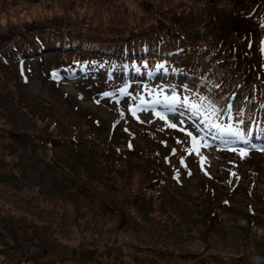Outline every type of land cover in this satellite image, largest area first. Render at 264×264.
Listing matches in <instances>:
<instances>
[{"label":"rangeland","instance_id":"1","mask_svg":"<svg viewBox=\"0 0 264 264\" xmlns=\"http://www.w3.org/2000/svg\"><path fill=\"white\" fill-rule=\"evenodd\" d=\"M142 1H153L154 5L161 3V0H0V11L6 8L0 12V20L4 18L3 12L9 17L11 10L18 20L25 13L26 19L50 14L65 25L59 28L69 31L80 28L91 35L94 22L85 19L116 20L122 10L138 12ZM106 3L109 9L105 10L102 7ZM59 9L65 10L64 13L58 12ZM199 10L183 16L174 28V35H183L180 41L185 46L192 47L191 41L200 40L198 44L208 41L216 43L218 48L207 51L198 47L191 51L186 46L188 52L174 61L175 70L171 72L127 73L125 58L120 73L109 72L97 63L82 67L63 47L49 45H44L42 50L35 48L31 56H5L0 62L2 106L14 119L10 124L13 134H5L10 141L0 140L4 150L0 159V193L10 196L11 188L20 187L17 192L13 189V193L21 195L20 198L12 195L10 201H0L1 264L5 256L10 255L12 264H32V261L41 264H264L261 251L264 148H255V142L247 139L231 147L228 136L206 129L185 107L178 104L175 111H170V106L164 103V97L170 98L173 93L181 103L186 96L190 102L197 101L200 92L203 96L209 95V99L213 94L225 96L221 90L225 78L220 82V89L214 81L215 73L222 74L230 67L240 66L243 72H235V77L249 81L250 75L262 72V57L257 56L253 42L263 33L253 18L259 17L264 24V0L256 8V14L237 22L246 34L233 31L237 43L232 45L233 50L219 48L226 42L225 37L209 34ZM258 79L261 81L259 91L264 96L262 74ZM161 81L168 83L163 86ZM143 83L156 84V88L152 90ZM256 89L239 88L227 100L243 114L241 118L245 113L244 124L253 133L258 130V123L264 124V108L259 107V111L254 105L257 103L252 102L259 92ZM38 108L49 109L45 113L52 114L58 125L52 129L43 125L36 119ZM250 112L254 114L248 118ZM156 113L177 127L169 128ZM181 119L183 124H180ZM62 120L91 127V136L88 137V130L84 129L76 140L54 141L49 152L43 142L56 136L54 131L68 138L62 131L65 127ZM224 120H229L227 115ZM186 132L197 138L195 145ZM121 139V148L112 151L120 154V163L126 161L120 168L158 164L145 151L159 150L178 171L172 173L158 165L159 174L164 176L160 181L166 185L156 190L157 195H150L149 200H134L132 204L127 201L128 205L125 201L107 202L117 205L112 212L101 200L110 194L103 192L105 186L116 187L110 194L112 199L120 198L129 186L121 185L114 178L104 181L101 168L107 165V160L103 161L95 153L111 151L109 146L118 144ZM239 147L247 150L243 157ZM79 168L90 170L93 175L84 173L76 178L68 172ZM64 177H69L75 191L78 189L73 192L80 194H68V190H64ZM136 178L132 179L134 183ZM99 186L103 191L96 193ZM208 210L217 213V218L214 226L211 221L203 229L200 219L203 211ZM87 213L95 215L104 225L101 240L90 235L81 224L84 220L81 216ZM120 226L128 228L118 230ZM244 230L248 237L243 235ZM237 235L240 246L229 256L228 249L221 243ZM113 240H117L115 248L107 250ZM114 251L122 252L119 258L111 255L116 253Z\"/></svg>","mask_w":264,"mask_h":264},{"label":"trees","instance_id":"2","mask_svg":"<svg viewBox=\"0 0 264 264\" xmlns=\"http://www.w3.org/2000/svg\"><path fill=\"white\" fill-rule=\"evenodd\" d=\"M160 2L161 3L154 5L153 1H142L140 2V10L138 12L135 10H122L121 14L123 15L118 14L116 20H109L113 22H109L108 19H85L94 22L90 30V32L92 33L91 35L85 34L80 30V28L73 29V31H69L65 28H59L60 25H65L60 23L58 19H55L50 14L44 15L39 19L30 17L29 19H26L27 13H25L24 16L20 20H18L14 11L11 10V14L9 17H5L4 14L6 12H3L2 16L4 18L0 20V62L5 60V56H9L11 58H17L23 55L31 56L34 54L35 48L38 50H42L44 45H49L54 48H58L60 46L63 47L65 49L64 51H66L65 53L67 55L75 57L77 59V62L79 61L82 67H85L88 63L92 65L97 63L99 67L102 66V68H105V70L109 72L120 73L123 71L122 61L125 58L128 68L127 73L129 71L132 73L146 71L151 74L157 72H171L173 69L175 70L174 61L181 59V57H183L184 54L188 52V48H190L191 51L198 49V47L201 49H206L207 51H213L214 49L218 48L216 47V43L213 42L209 43L208 41H203L202 44H198L197 42L200 40H198L197 42L194 40L191 41L189 44H191L192 47L186 45L188 48L185 45L181 44L184 36H175L174 28L176 27L178 22H180V19L183 16L195 12L197 11V9H200L199 11L201 12V15L204 16L202 18L203 25L206 29H208L209 34L216 35L218 38L225 37L226 39V42L220 45L219 48H221L222 50H233V46L237 45V43L235 42L233 31L246 34L244 33L245 30L241 26H237V22L245 21L244 18H250L253 13L256 14V8L261 5V0H161ZM102 8L105 10L109 9L108 3L104 4ZM5 9L6 8H1V11H4ZM64 11L65 10L62 9L58 10V12L62 13H64ZM16 13L18 12L16 11ZM18 14L21 13L19 12ZM53 15L56 16L55 14ZM263 16L264 15H262V17ZM258 18H253V20L257 23L258 28H260L263 34L259 38V40L253 42V45H255L257 56L262 57V60L260 58V67L262 69V72H260L256 76L255 74L250 75L252 76L250 78L251 81H249L248 79L239 78L240 76L235 77V72L240 71V74H242L243 72V69L240 66L234 69L230 67L229 70L221 72L222 74H220L219 72L215 73L214 81L216 86L220 89V82H222V79L225 78V84L223 85V89H221L225 92V96L219 97L218 95L213 94L211 100L216 103L217 107L221 110H224L228 105H231L232 119H223L222 121H217L218 123L232 124L234 129L238 128L242 132L244 141L245 139H247L248 142H255L253 145L255 148L256 146L264 148V124L261 125L260 123H258V125L256 126L258 130L255 129V133L249 132L248 125L244 124V121L247 119L245 113L243 112L244 116L243 118H241L238 115L237 108L233 107V103L227 102L228 96L237 92L239 88H243L245 90H248L249 88V90L252 91L255 88H258L256 90L259 91V88H261V81L260 79H258V76L260 78V74H262V77L264 78V24L261 23L260 19ZM70 24V26H73V28H75L73 23ZM247 43L250 44L249 41ZM165 45L169 46L165 47ZM67 48H70L71 50H67ZM93 69L95 70L96 68ZM241 76L243 77V75ZM211 82L214 84L213 79ZM11 83L13 82L11 81ZM127 83H129V81H127ZM160 83L165 86V84L167 85L168 82L161 81ZM236 83L238 84L237 86ZM143 85L147 86L149 84L143 83ZM149 86L152 90L156 88V84ZM0 95H2L1 92ZM201 95L203 96L204 93L200 92V96ZM205 96L209 98V95L205 94ZM252 102L257 103L254 105L255 107L258 106L257 109H259L260 111V108H264L262 107V105H264L263 94L260 91L256 93L253 97ZM23 109L25 108L23 107ZM48 110L49 109L46 108H38L36 110V119H38L40 122H43V125L47 124L52 129L56 125H58V122L57 120L53 119L54 116L52 114L45 113L48 112ZM8 111L9 110L3 108L2 98L0 96V140L5 138L6 140L10 141V139L6 137L5 134H13V130L10 128V124L12 125L14 123V119L10 116V111ZM222 114L224 117L227 115L226 112H223ZM252 114L254 113L250 112L248 118H251ZM241 119L243 120L242 124L240 123ZM61 122L63 126H65L64 128H62V131L67 134L68 138H65L64 134H60V131H54L56 133V136H53V138L51 139L47 138L43 142V147L49 152L52 151L54 141L76 140L78 139L80 131L84 129L88 130V137L91 136L92 131L90 130H93L91 129V127L90 129H88L84 128L83 125L68 123L64 120H62ZM87 126L90 125L87 124ZM150 135L156 137L152 133H150ZM244 141L237 140L234 137H229L228 142H232L230 146L234 147L239 146L241 142ZM5 143L9 144V142ZM122 144L123 142L121 139L118 144L109 146V148H112L111 151L108 150V152H106L101 150L95 153L98 154L103 161L104 158L107 160V165H104V167L101 168V174L104 177V181H109L114 178V180H117L121 185L123 184L129 186V189L126 192L123 191V195H121L118 199H112L113 195H110L116 187L105 186L103 191V187L99 186V188L96 190V193L101 191L110 192V194H107L106 197L101 200L103 203L107 204V207L109 209H112V212L115 211L114 209L117 208V205L114 206L108 204L107 202L116 204L125 201V204L128 205L127 201L132 204L134 200H149L150 195H157L156 190L159 191L161 187L164 186L163 184L166 185V183H161L160 181L161 178H164V176L159 174L158 165H161L166 169H170L172 173L178 171V168L175 167L169 161L168 157L166 158L159 150H155L154 152L145 151L150 156H152L155 162H157L158 164H153L151 166L143 165V167H141L140 165V167L124 170L120 167L122 164H126V161L123 160L120 163V154H117V151L116 154L112 153L113 149L121 148L120 146ZM241 148L242 147H239V149ZM3 155L4 150L2 151L0 144V159ZM49 157L51 158V155H49ZM125 160L127 159L125 158ZM108 169L111 171V173ZM68 172L76 178L84 173H87L89 176L93 175L92 171L84 168H79L76 171L70 170ZM134 176H137V178L135 179V183L134 180L132 181ZM62 180L64 184L63 188L64 190H68V194H80L75 193L78 189L76 188L75 191L74 186L70 183L71 180L69 179V177H64V179ZM129 180L133 185L131 183H127ZM225 180L230 183L227 179ZM8 184L11 185L10 182ZM11 186L13 187V185ZM18 188L20 187H13V189H15V192H17ZM13 189L11 188L12 193L10 196L0 193V201L9 200L11 199L12 195H15L12 197L20 198V192L15 194L13 193ZM16 201L17 200H15V202ZM5 215L7 216V214ZM252 215H254V213H252ZM81 217H84V220L81 224L85 227V230L89 232L90 235L95 236L99 238V240H101L100 236L102 230L104 229V225L101 223V221L97 217H95V215H89L88 213L87 215L83 214ZM216 218L217 213H215L214 211H203L199 225L204 229L211 221L213 224L214 219ZM79 222L80 220L76 222L77 226L79 225ZM212 226H214V224ZM123 227L128 228V226ZM123 227H118V230H121V228ZM200 235L203 237V234ZM239 235L233 237V239H229L228 241H223L222 243L218 241L228 249L227 253L229 256H233V254H235V251L237 250L236 248L240 246L238 245V242L240 241ZM243 235L245 237H248L246 231L243 233ZM116 242L117 240H113V242L109 244V249L107 250L114 249L116 246ZM261 248V251L264 255V240L261 243ZM9 249H13V247L9 246ZM81 252L88 253L87 251ZM89 252L93 253V251ZM114 252L116 253H111V255L116 258H119L122 253L117 251ZM5 258L6 259L4 264H12L11 255L5 256ZM32 264L41 263L32 261Z\"/></svg>","mask_w":264,"mask_h":264},{"label":"snow or ice","instance_id":"3","mask_svg":"<svg viewBox=\"0 0 264 264\" xmlns=\"http://www.w3.org/2000/svg\"><path fill=\"white\" fill-rule=\"evenodd\" d=\"M164 103L165 105L170 106V111H175V108L178 104L182 107H185L193 117H196L200 121V123L204 125L206 129L215 130L216 133H219L223 136H229L234 137L237 140H243V134L238 128L234 129L232 124H222L217 122L224 119V116L222 114L223 112L227 113V117L229 120L232 119L231 105H228L226 109L221 110L211 99L202 95L198 96V99L195 102H190L189 98L186 96L181 103L175 93H173L170 98L168 96H165ZM262 107H264V105H262ZM132 114L135 116V111H133ZM156 115L159 119L164 120L169 128L177 127V125L168 122L163 115H160L159 113H156ZM180 115L183 116V112H181ZM238 115L242 117L243 114L238 113ZM183 123L184 121L183 119H181L180 124ZM240 123H243L242 119L240 120ZM197 128L199 130V126H197ZM180 130L183 131V129ZM186 135L191 138L194 145L197 143V138L193 136L191 132H186ZM239 151L242 157L247 154L245 149H240ZM181 163H183V161H181Z\"/></svg>","mask_w":264,"mask_h":264},{"label":"water","instance_id":"4","mask_svg":"<svg viewBox=\"0 0 264 264\" xmlns=\"http://www.w3.org/2000/svg\"><path fill=\"white\" fill-rule=\"evenodd\" d=\"M53 264V263H52Z\"/></svg>","mask_w":264,"mask_h":264}]
</instances>
